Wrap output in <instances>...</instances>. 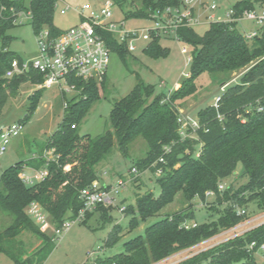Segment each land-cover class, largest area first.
Listing matches in <instances>:
<instances>
[{
	"label": "trees",
	"instance_id": "16d2710c",
	"mask_svg": "<svg viewBox=\"0 0 264 264\" xmlns=\"http://www.w3.org/2000/svg\"><path fill=\"white\" fill-rule=\"evenodd\" d=\"M56 2L30 0L26 6L24 0H0V113L8 98L17 92L20 83L42 81V75L34 71L10 78L5 76L13 59L22 61L20 56L8 49L12 37L7 31L18 23V15L23 12L30 14L29 21L35 34L42 29H47L53 35L59 34L61 31L53 24ZM114 2L127 7L126 19H146L155 10L181 4V0ZM263 4L264 0H240L233 6V17ZM236 24L210 21L202 35L192 27H179V40L193 48L189 76L168 96H153L154 87L143 83L137 76L136 85L128 94L116 100L110 110L112 130L95 137L78 134L77 123L99 98L98 85L101 86L105 78L102 81L73 78L71 81L79 93L70 100L62 95L67 103L63 119L38 153L39 156L3 170L0 209L10 217V223L0 228V253L15 264H42L58 238L41 231L25 213L26 206L32 201L38 202L55 227L65 220L74 219L84 206L79 191L98 180L95 166L115 145L118 152L126 157L129 144L137 137H142L148 146L145 157L136 163L138 170L150 169L155 174L161 169V176L157 178L158 195L151 191L137 195L135 206L127 207V212L132 214L128 221L129 231L157 214L178 193L190 203L195 198L206 201L208 196L205 193L211 191L212 204L229 205L222 209L216 219L203 223L195 221V208L164 216L147 226L143 235L125 241L122 252L97 257L91 264L159 263L240 224L245 220L246 212L237 215V206L239 208L255 201L257 208L264 211V29L260 35L249 40L236 28ZM107 37L111 50L124 60L128 52L126 47L118 44L110 35ZM159 40V36H153L145 48L148 56H166V49L160 47ZM241 70L244 72L240 81L226 85L217 107L206 106L197 113L196 137L181 135L175 102L196 91L195 80L203 73L230 74ZM38 92L31 98L30 113L36 106ZM256 101L262 110L255 109ZM249 105L250 111L246 112ZM197 145L200 149L194 154ZM47 149H54V154L59 157L47 161L42 156ZM160 158L163 162L159 161ZM238 163L242 166L240 176L246 181L235 189L228 185L220 190L219 184L232 175ZM25 167H46L47 176L38 183L26 185L19 176ZM93 212H101L102 219L108 218L107 207L98 204L85 212L81 222L86 223ZM187 223L196 225L186 227ZM120 229L119 225L113 226L105 240L106 246L110 247L119 240ZM22 231H28L40 240L31 253H27L21 240L17 239ZM252 241L257 245L249 250L248 245ZM262 243L264 223L173 264H201L206 261L207 264H256L255 253L259 252L258 245ZM261 254L264 258V251Z\"/></svg>",
	"mask_w": 264,
	"mask_h": 264
},
{
	"label": "rangeland",
	"instance_id": "374dc122",
	"mask_svg": "<svg viewBox=\"0 0 264 264\" xmlns=\"http://www.w3.org/2000/svg\"><path fill=\"white\" fill-rule=\"evenodd\" d=\"M30 0H24L27 6ZM104 0H57L53 13V24L57 30L63 31L75 25L79 21V16L75 8L82 7L85 3L98 5ZM208 4H215V10H208L207 15L213 16V19H206L205 12L196 8V16H199V23H195L192 28L202 35L208 28L211 21L223 19L225 13L233 8L240 0H205ZM191 4H196L192 1ZM69 8L64 14L61 9ZM182 3L177 6L182 11ZM260 7V6H258ZM256 7V8H258ZM264 7V4H263ZM127 7L115 4L112 8L113 19L125 20L128 28H135L150 25V21L145 19L130 18L126 19ZM21 23L7 31L11 41L8 49L16 53L23 61H29L37 55V36L34 33L30 21L25 16L20 17ZM236 28L242 33H249L258 30L259 27L251 20L242 19L237 22ZM152 40L146 42L136 39L133 44V50L128 49L124 60H121L118 53L111 51L109 63L105 75L97 81L104 83L98 85L99 98L94 101L85 112L84 116L78 120L76 132L80 135H90L95 137L103 134L107 130H112L110 126L109 114L114 102L126 94L136 85L137 76L143 83L154 87V95L165 94L175 90L187 78L189 73V64L186 65V58L191 56L192 46L182 40L174 37H160L159 45L166 49V56L152 58L145 52V48ZM186 47L187 52L182 53L181 48ZM244 71H236L230 74H209L203 73L196 80V91L183 99L177 100L175 105L178 108V117L181 120L179 132L181 135H189L195 138L194 130L191 127L192 121L197 122V113L214 104V101L226 89V85L238 83L240 76ZM223 81H227L226 84ZM41 82L24 81L20 83L17 92L11 95L6 101L2 112L0 113L1 123L21 122L23 124L22 133L13 138L9 143L6 153L0 159L1 169L5 170L18 162L30 160L33 154H38L46 145L49 137L58 129L64 116L63 97L57 86L50 88L40 87ZM224 86L222 90L221 87ZM37 103L34 109L28 112L29 104L33 94L37 91ZM67 100L76 97L77 94H63ZM151 96L149 101L152 99ZM148 146L142 137H137L131 141L128 146V155L123 157L117 150L116 145L96 166L95 171L98 175V183L102 188L114 187L118 180L123 182V186L114 194L112 205L106 206L108 218L102 219L101 212H93L86 223L75 222L69 230L65 231L55 242V246L47 259L42 264H91L97 257L111 256L122 252L123 243L133 237L144 234V229L163 218L176 212H184L195 208L194 219L197 223H203L205 220L212 221L216 219L222 209L227 207L228 203L221 205L212 204L214 199L210 196L206 201H200L197 198L190 203L187 202L181 193H178L174 200L162 208L157 214L140 223L136 228L129 231L128 221L132 214L127 212L128 206H135L136 196L143 195L151 191L158 195L159 187L157 178L161 175L154 174L150 169L138 170L136 163L145 157ZM200 146L195 149L196 154ZM26 168V167H25ZM25 168L23 170H25ZM135 168L137 172H133ZM22 170V171H23ZM27 173V171H25ZM242 166L237 164L235 171L225 181H222L223 189L230 185L234 189L246 181L240 176ZM31 174V173H29ZM222 190V189H221ZM238 207V206H237ZM246 212L245 220L242 221V232L264 223V211L256 206L255 201L248 202L239 206ZM10 223V217L0 209V228ZM114 225H119L120 238L112 246H106L105 240ZM46 234H52L49 225L38 226ZM232 234L221 233L195 245L189 249L179 251L165 260L155 264H173L204 249L212 247L222 241L227 240ZM27 253H31L40 244V240L28 231H22L18 236ZM256 264H264V258L261 252L255 253ZM0 264H15L6 255L0 253ZM201 264H207L203 262Z\"/></svg>",
	"mask_w": 264,
	"mask_h": 264
},
{
	"label": "built area",
	"instance_id": "2783aa9c",
	"mask_svg": "<svg viewBox=\"0 0 264 264\" xmlns=\"http://www.w3.org/2000/svg\"><path fill=\"white\" fill-rule=\"evenodd\" d=\"M192 1L194 0H182V3L185 5L182 11L177 7H166L162 10H155L145 19L150 21V25L135 28H128L125 25L124 19H113L112 8L116 4L114 0H104L98 5L85 3L82 7L75 8V12L79 16L77 24L56 35H53L47 29L39 31L36 34L38 43L36 57L29 61L22 60L21 62L13 59L5 76L10 78L14 75L34 71L42 75L40 87L50 88L57 86L62 95L69 93L77 94L79 92L76 85L71 81L73 78L83 80L89 78L101 79L105 75L109 63V56L112 51L108 43L107 35H110L118 44L124 45L127 50H133L135 48L133 42L136 39H141L146 42L152 40L153 36H172L175 39H179L177 36L179 27H192L195 23L200 22L199 16H196L195 6L202 11L216 9L215 4H208L205 0H195L196 4H191ZM67 8H69L68 5H66L65 9H61L60 13L64 14ZM233 14L234 10L231 8L225 13L223 19H218L217 21L238 22L242 19H248L258 25L259 31L264 29V7L262 6L244 10L236 18L233 17ZM22 16L30 19L29 13L21 12L18 15V23H21L20 17ZM205 18L213 19V16L205 15ZM243 36L250 40L258 36V30L245 33ZM181 52L186 53V47H182ZM190 61L191 56H188L185 64L188 65ZM186 76H189V73ZM221 89L223 90L224 86ZM219 99L220 96L215 99L213 106H218ZM63 103L64 107H66L67 103L65 100ZM256 103L255 109L257 111L262 110L259 102L256 101ZM250 107L251 105L246 108V112L250 111ZM190 124L193 129L198 127V122L196 121H192ZM22 130L23 124L21 122H13L10 124L0 122V159L6 153L11 140L19 136ZM38 156V154H33L32 157ZM42 156L47 161L59 157L54 154V149L44 150ZM159 161L163 162V159L160 158ZM132 171L137 172L135 168H132ZM2 173L3 170L0 165V180ZM155 174H161V169H158ZM19 176L26 185H33L45 179L47 169L46 167L40 169L26 167ZM122 186L123 182L118 180L114 187L102 188L98 181L94 180L90 185L79 191V197L83 200L84 206L79 210L78 215L74 219L63 221L59 227H55L50 223L46 212L36 201L30 202L26 206L25 213L37 226L49 225L52 234L59 238L65 231L69 230L73 223L81 222L84 219L86 211L93 209L98 204L103 206L112 205L114 202V194ZM219 189H223L222 184H219ZM205 194L209 196L213 192L207 191ZM236 212L237 215H243L245 210L239 208ZM185 225L188 227L195 226L196 224L187 223ZM242 227V223H240L233 228L221 231V233H231L232 235L229 238H232L243 233L241 231ZM256 245V242L252 241L248 245V249L251 250ZM258 251H264V243L258 245Z\"/></svg>",
	"mask_w": 264,
	"mask_h": 264
},
{
	"label": "crops",
	"instance_id": "0c3cea01",
	"mask_svg": "<svg viewBox=\"0 0 264 264\" xmlns=\"http://www.w3.org/2000/svg\"><path fill=\"white\" fill-rule=\"evenodd\" d=\"M262 7H263V6H262ZM204 12H205V15H207V14H206L207 11L204 10ZM256 30H257V29H256ZM253 31H254V30H253Z\"/></svg>",
	"mask_w": 264,
	"mask_h": 264
}]
</instances>
